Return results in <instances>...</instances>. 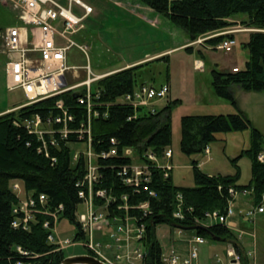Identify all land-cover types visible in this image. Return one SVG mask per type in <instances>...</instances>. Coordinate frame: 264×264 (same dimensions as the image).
<instances>
[{
    "label": "trees",
    "instance_id": "trees-1",
    "mask_svg": "<svg viewBox=\"0 0 264 264\" xmlns=\"http://www.w3.org/2000/svg\"><path fill=\"white\" fill-rule=\"evenodd\" d=\"M146 5L168 17L177 26L186 30L190 42L208 32L232 25L229 21L240 14L247 18L242 23L261 31L249 33V39L243 43L249 49V57L244 69L239 71H212V88L216 95L225 98L236 112L228 114H187L181 118L180 148L186 155L198 154L217 139L218 133L243 131L250 129L251 145L232 160L236 168L234 174H207L203 172L198 161L194 160V186H177L174 184L172 171L169 177L161 169L152 168V187L159 196L151 201L152 215L147 219L145 244L150 255L158 258L162 245L157 236V226L167 223L172 227L187 230L192 223L178 222L173 213L176 195L182 193L186 206L194 208V215L203 217L207 211H225L230 199L229 188L251 190L254 204H260L264 195V160L259 155L264 152V133L254 124L248 114L241 109L235 97L233 87L240 86L245 91H264V0H142ZM235 34L220 35L206 42L216 45L220 41L235 37ZM193 52V46L185 47ZM169 59V54L146 62L124 67L93 82L94 108L100 116L92 119L93 148L95 151L108 150L111 139L118 142V156L100 158L103 179L99 187L109 189L118 199L124 194H132V188L123 184L117 175V168L129 163L131 158L123 156L126 147H133L136 154L144 157L147 149L161 158L167 147L173 143L172 116L174 109L182 102L176 98L160 110H135L129 104L119 102V98L133 92L146 83L144 76L149 75L144 66L156 60ZM167 71V78L168 75ZM154 79V77H151ZM86 80V79H85ZM81 82V81H78ZM77 82V83H78ZM168 82L159 84L161 86ZM156 85V84H150ZM86 92L72 89L59 95L46 98L31 105L0 114V264H60L69 256L66 249L57 250L56 244L48 240L51 232L44 227V215H38L31 229L26 231L12 226L13 209L19 199L13 190V182L22 181L27 192L38 195L45 193L53 206L64 205L61 219L67 218L76 226L77 239L85 235L75 217V211L82 202L76 183L85 175V159L81 155L73 160L72 145L83 143L78 134L72 133L68 138L58 140V146L50 147L52 156L47 157L38 151L39 141L30 135L21 123L33 115L40 114L45 120L61 113L56 103L64 101L65 107L74 115L70 123L72 129H80L87 120V108L78 96ZM16 122L18 124H16ZM61 128L62 124H55ZM28 142L30 144H28ZM173 150V149H172ZM251 162L252 178L248 184H240L241 169L238 164L243 155ZM174 155V152H173ZM172 155V158H173ZM52 157H56V161ZM171 158V160H172ZM115 166V167H113ZM145 200V195L134 197ZM130 202H134L132 199ZM214 235L229 240H238L237 234L222 224L207 227ZM192 233L204 236L215 242L209 232L192 230ZM22 251H20V249ZM86 250L84 254H91Z\"/></svg>",
    "mask_w": 264,
    "mask_h": 264
},
{
    "label": "built area",
    "instance_id": "built-area-1",
    "mask_svg": "<svg viewBox=\"0 0 264 264\" xmlns=\"http://www.w3.org/2000/svg\"><path fill=\"white\" fill-rule=\"evenodd\" d=\"M11 2L18 11L20 24L0 29V54L7 58V88L9 91H21L26 102L17 108L31 105L40 100L59 95L63 92L86 86V92L78 96L79 102L87 108V120L80 129H72L70 123L74 121V115L65 107L64 101L59 99L56 103L61 113L46 120L36 114L26 118L23 123L30 135H35L39 141L38 151L51 157L50 147L58 146V140L68 138L70 134H78V138L86 145V149L74 150L73 160L78 161L83 155L85 159V175L78 180L80 204L85 205L83 212L75 211V217L85 235L84 239L61 238L58 231V223L64 211V205L53 206L45 193L38 195L26 191L24 184L20 181L13 183L19 202L13 209L14 218L12 226L15 229L30 230L38 215H44V227L51 232L48 240L57 246V250L66 249L68 246L82 245L108 264H199L200 245L207 242L204 236L191 233L184 241L188 244L187 250L172 249L162 252L158 258L150 255L145 244L147 234V219L153 213L151 201L159 194L152 187V168L163 170L164 176H170L174 165L171 163L173 150L167 147L162 158L147 149L144 153L145 160H141L133 147H126L123 156L131 158L129 163L122 164L117 168V175L123 184L132 188V194H124L118 199L110 193L109 189L99 187L103 173L101 171L100 158L118 156V142L116 138L111 139L112 146L108 150L97 152L93 148L92 119L100 116L99 110L94 108L91 85L93 82L104 77L106 74H94L90 65H69V52L73 47H78L87 53L88 46L79 44L70 36L77 33L83 27V21L93 11V8L82 0H68L69 5L64 6L57 0H7ZM74 4L84 9V14L78 16L73 12ZM262 29L250 26H227L214 31L211 36H199L187 46L197 44L204 45L210 38L220 35L236 34L241 32L259 31ZM238 44L237 36L228 37L213 48L225 52H232ZM84 68L87 79L83 82L70 84L67 72ZM196 67L201 64L196 62ZM238 66L233 68L239 71ZM169 85L161 86L143 84L133 92L119 98V102L133 106L135 110L148 109L155 112V100L168 96ZM16 124H18L16 122ZM55 124H62L61 128ZM28 144H30L28 142ZM207 154L211 150L205 149ZM56 161V157H52ZM264 160V152L259 155ZM160 160H166L160 162ZM145 195V200H135L134 197ZM229 204L225 211H207L203 217L194 215V208L186 206L182 193L176 195L175 210L173 217L178 222L189 221L193 225L209 227L213 224H222L228 229L237 232L238 238H242L246 231L238 228L235 217L239 215L254 222L258 215L264 212V195L260 204L253 202L246 208L237 209V200L240 197L251 195L249 189L229 188ZM134 202H130L129 200ZM79 204V205H80ZM78 205V206H79ZM179 231L183 230L178 228ZM101 234V239L96 240V233ZM107 249V253L101 248ZM22 251L21 248H19ZM23 252V251H22ZM251 254V252H249ZM112 254L114 257H110ZM229 258L227 264H259L256 261L246 263L244 255L230 243L226 250ZM216 264V263H215ZM217 264H224L219 262Z\"/></svg>",
    "mask_w": 264,
    "mask_h": 264
},
{
    "label": "rangeland",
    "instance_id": "rangeland-1",
    "mask_svg": "<svg viewBox=\"0 0 264 264\" xmlns=\"http://www.w3.org/2000/svg\"><path fill=\"white\" fill-rule=\"evenodd\" d=\"M57 1L64 6L69 5L68 0ZM83 1L89 4L94 11L83 21V27L70 36H73L79 44L87 45L88 51L85 53L78 47H73L69 52V65L84 66L89 64L94 74H110L128 63L146 57L147 54L169 50V52L163 54H169V59L156 60L144 66L143 69L149 74L144 76L147 84L159 85L168 82L170 86L167 97L155 100L154 108L156 110H160L173 99L179 98L182 100L174 109L172 116L173 143L171 149H173L174 155L171 163L174 165L172 171L174 184L177 186L195 185L194 160L199 162V168L207 174H234L236 168L232 160L250 147V129L218 133L217 139L209 145L210 154L204 151L198 154L186 155L180 148L181 118L187 114H228L236 112V109L225 98L216 95L213 91L212 71L214 69L223 71V67L230 62H236L241 69L246 67L249 49L244 47L243 43L249 39V32L235 34L238 44L232 52L204 48L205 55L202 56L197 47L201 46L200 44L193 46V52L185 48L187 45L183 48H177L191 40L188 32L177 26L165 15L146 5L142 0ZM73 12L78 16H82L85 11L80 5L74 4ZM246 18V14L230 18L229 21L232 22L230 26L239 24L245 26L246 24L242 23V20ZM20 23L18 11L13 4L7 0H0V29L3 30ZM213 33L208 32L201 36H211ZM205 43L207 42L205 41ZM196 58L205 61L204 69H202V66L201 68L196 67ZM146 61L148 60L143 62ZM6 62V55L0 54V111L12 107L11 111L16 110L19 105L27 100L21 91L8 90ZM167 71L170 73L169 78H167ZM66 76L70 84H76L78 81L83 82L87 79L86 70L83 67L78 69V73L73 70L67 72ZM152 76L154 79L151 78ZM83 87L76 88V90H81ZM259 94L264 97V91L259 92ZM253 96L247 98L244 105L248 107L254 119V121L252 120L254 124L264 133V106L256 105ZM72 147L81 151L86 149V145L83 143L74 144ZM141 160L144 161L145 158L141 156ZM162 161L166 160H160V162ZM238 164L241 169L239 183L248 184L252 178V162L244 154L239 159ZM16 182L20 184V181ZM251 200V202H254L252 198ZM84 210L85 205L80 204L78 212ZM259 227L261 233L258 251L262 254L264 253V222L260 223ZM58 231L61 238L73 239L76 235V226L69 219L63 218L58 223ZM191 233L192 230L179 231L178 228H174L167 223H161L157 226V236L165 251L172 249L187 250L188 244L184 240ZM255 236L247 237L253 239L256 238ZM97 239H101V234L98 232L96 233ZM210 244L217 245V248ZM227 248L228 244L225 241L206 242L200 245L201 258L199 259L203 261L205 258L209 262L212 251L215 250L223 257L224 264H227L229 260L225 254ZM86 250L82 245H73L66 248V253L69 255L84 254ZM101 251L107 253V249L104 247L101 248ZM108 255L114 257L112 254ZM212 263L217 264L215 261Z\"/></svg>",
    "mask_w": 264,
    "mask_h": 264
},
{
    "label": "crops",
    "instance_id": "crops-1",
    "mask_svg": "<svg viewBox=\"0 0 264 264\" xmlns=\"http://www.w3.org/2000/svg\"><path fill=\"white\" fill-rule=\"evenodd\" d=\"M189 42H186V43L182 44L181 46H179L177 48H183ZM197 47L199 48V52L202 54V56L205 55L204 54V48H207V49L208 48H212L214 50H218V49L213 48L212 45L208 44V43H206L204 45H201V46H197ZM167 52H169V50L168 51H166V50L165 51H161V52L156 53V54H147L146 57H144V58H142L140 60L134 61L132 63H128L127 65H125L123 67H120L118 69H121V68H124V67L133 66V65H136V64H138L140 62H143L145 60H150V59H153V58L161 57L163 54H165ZM195 61L197 63H200L201 66H202V69H204L206 64L204 63L205 61L203 59L196 58ZM237 66L240 68V66L236 62H230L229 64H227V65H225L223 67V71H233V68L237 67ZM233 90H234L235 97L238 100V103H239V106L241 107V109H243L248 114V116L254 121V119H253L248 107H246V105H244L245 104L244 101L246 102L247 98L252 97V95H254L253 97L255 98L256 105L264 106V97L260 96L261 94H259V92L245 91L244 89H242L241 87H239L237 85L236 86L234 85ZM12 108L0 111V114H3V113L8 112V111H11ZM251 201H252L251 200V195L240 197L237 200V209L242 208V207H244V208L248 207L252 203ZM234 219H235V222H237L238 228L241 229V230L246 231L247 234H245L242 238L238 239V244H234V243L233 244L244 255V260H245L246 263H253L254 261H256L259 264H264V253L261 254L258 251V246H259L258 243H259V238H260V233H261L260 229H259L260 228L259 225H260V223L264 222V212L259 214L257 219L254 222H251V221H249V220H247L245 218H242L239 215H237ZM235 233L238 234L237 232H235ZM253 235H256L255 236L256 238L251 239V238L247 237V236L253 237ZM209 241L210 240H207V243H209ZM226 243L229 246V244L232 243V242L226 241ZM210 245L215 247V248H217V245H213V244H210ZM249 252H251V254ZM225 254H226V252H225ZM226 256H227V254H226ZM199 258H201V255H200ZM219 260H220V262H224V259L221 256V254L218 251L213 250L212 251V257L209 260V262H211V263H209L208 260L205 259V258L203 259V261L198 259V263L199 264H208V263L209 264H215V263H212V262L215 261V262L218 263Z\"/></svg>",
    "mask_w": 264,
    "mask_h": 264
},
{
    "label": "water",
    "instance_id": "water-1",
    "mask_svg": "<svg viewBox=\"0 0 264 264\" xmlns=\"http://www.w3.org/2000/svg\"><path fill=\"white\" fill-rule=\"evenodd\" d=\"M179 227V226H175ZM181 228V227H179ZM187 230H205L209 232V234L212 236V239L215 241H227L225 238L214 235L207 227L201 226V225H193ZM229 242H232L234 244H238V240H229ZM60 264H108L101 259L97 258L94 255L91 254H75V255H69Z\"/></svg>",
    "mask_w": 264,
    "mask_h": 264
}]
</instances>
